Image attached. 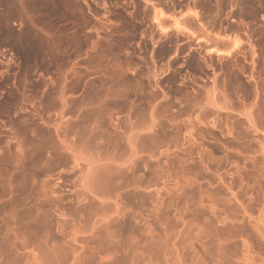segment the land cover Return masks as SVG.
<instances>
[{
  "label": "rangeland",
  "instance_id": "1",
  "mask_svg": "<svg viewBox=\"0 0 264 264\" xmlns=\"http://www.w3.org/2000/svg\"><path fill=\"white\" fill-rule=\"evenodd\" d=\"M0 264H264V0H0Z\"/></svg>",
  "mask_w": 264,
  "mask_h": 264
},
{
  "label": "bare ground",
  "instance_id": "2",
  "mask_svg": "<svg viewBox=\"0 0 264 264\" xmlns=\"http://www.w3.org/2000/svg\"><path fill=\"white\" fill-rule=\"evenodd\" d=\"M155 13L157 14V11H155ZM228 52V51H227Z\"/></svg>",
  "mask_w": 264,
  "mask_h": 264
}]
</instances>
